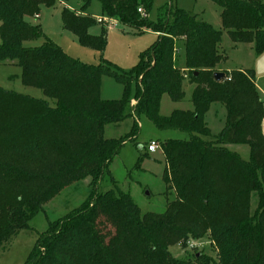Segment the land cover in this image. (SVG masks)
Masks as SVG:
<instances>
[{
	"label": "trees",
	"instance_id": "obj_1",
	"mask_svg": "<svg viewBox=\"0 0 264 264\" xmlns=\"http://www.w3.org/2000/svg\"><path fill=\"white\" fill-rule=\"evenodd\" d=\"M57 1L0 0V63L14 62L23 85L54 100L50 105L0 87V246L29 229L30 219L64 188L90 177L87 200L38 234L24 264H211L202 254L179 261L168 252L169 244L200 237L206 230L211 231L220 264H264V100L252 69L220 68L226 59L220 50L222 30L234 43H251L255 54L264 51V0H211L220 8L222 29L173 0L155 21L143 16L154 0H97L103 16L138 35L151 31L157 36L129 71L102 57L96 66L81 63L47 38L40 24L26 21L37 18L42 5L52 7ZM80 1V14L63 7L62 27L101 56L107 28L90 33L95 17L84 10L92 0ZM38 38L44 39L41 45L24 44ZM179 47L185 72L175 65ZM215 72L224 78L215 81ZM185 73L195 85L192 110L160 115L162 95L173 102L183 99ZM102 74L122 86L121 99H101ZM213 103L223 106L225 122L220 133L207 140L204 137L212 134L204 115ZM140 116L159 130L189 135L187 140L162 141V178L171 183L176 198L161 214H142L119 189L97 192L96 183L113 159L127 142L135 141ZM128 118L133 119L128 133L104 138L106 125ZM227 145H247L249 159ZM252 192H259L261 200L250 216L247 201Z\"/></svg>",
	"mask_w": 264,
	"mask_h": 264
},
{
	"label": "rangeland",
	"instance_id": "obj_2",
	"mask_svg": "<svg viewBox=\"0 0 264 264\" xmlns=\"http://www.w3.org/2000/svg\"><path fill=\"white\" fill-rule=\"evenodd\" d=\"M167 1L154 0L148 15L143 16L155 21ZM173 3L184 11L196 15L198 19L209 23L213 28L222 29L220 8L211 0H173ZM63 7H67L73 15L80 14L78 11L81 8V1L60 0L52 7L42 5L39 13L40 18H26V21L31 24H40L47 38L57 44L70 57L87 65H98L102 57L115 68L129 71L137 63L139 55L149 48L157 38L156 34L151 31L138 35L135 30L128 26L103 16L100 3L97 0H92L84 10L85 13L95 17L96 25L90 29V33L99 34L100 27L107 28L106 46L100 56L99 52L82 47L73 34L63 29L61 21ZM97 17H102L107 21L99 23L96 20ZM222 32L220 50L224 52L223 49H225L224 54L226 53L225 56H227L225 61L221 62L220 68L227 71L235 68L240 69L242 65V69H252L257 92L259 97L264 100V51L263 54H255L251 43H240L242 48L233 50L231 44L236 46L238 43H234L225 30ZM43 42V38H38L24 44L26 46H38ZM179 45V43L176 44V46ZM178 56L175 59L176 66L179 64ZM20 75V67L10 64V62L0 63V87L34 98L45 99L50 105H54V100L45 97L40 89L23 85ZM184 80H189L186 73ZM122 89V86L114 78L102 74L101 99H121ZM185 107H187V103L173 104L169 96L164 94L160 100L159 114L165 116L174 108L183 109ZM219 108L216 106L205 115L204 122L212 134L210 137H204L207 140L220 133L223 127L222 120L219 121ZM214 112L217 115L215 116L216 119ZM128 126L126 122L120 128H115L109 124L104 130V138L124 136L130 130ZM188 136V133L177 130H159L143 117L135 141L127 142L113 159L108 167V172L96 183L97 192L116 188L128 194L142 214L146 212L163 213L168 203L175 200L176 194L171 183H166L162 178L166 162L161 144L168 138L187 140ZM151 141H155L159 146L154 153H149L146 150L147 143ZM228 148L237 152L242 159H249V147L247 145H229ZM143 154H146L145 157L137 164L138 157ZM91 181L90 177L79 180L64 188L58 195L44 204L43 209L30 219L29 229L20 231L9 244L0 246V264H24L38 234L43 233L49 227V223L61 218L87 200L92 191ZM259 195V192H252L249 196L247 210L250 216L255 214L258 202L261 200ZM210 232V230H206L200 237L188 236L178 243L169 244V254L179 261H193L195 255L202 254L211 261V264H220L219 251L210 238Z\"/></svg>",
	"mask_w": 264,
	"mask_h": 264
},
{
	"label": "crops",
	"instance_id": "obj_3",
	"mask_svg": "<svg viewBox=\"0 0 264 264\" xmlns=\"http://www.w3.org/2000/svg\"><path fill=\"white\" fill-rule=\"evenodd\" d=\"M37 18H40V16L38 15V17ZM155 34V33H154ZM231 48L233 49V50H238V48H242V44H240V43H238V44H236V46H235V44L234 45H232L231 44ZM251 48V47H250ZM252 49V48H251ZM224 50V52H225V49H223ZM264 53V52H263ZM262 53V54H263ZM226 54V53H225ZM179 55V56H178ZM176 56H178L179 57V64H178V66L177 67H179L183 72H184V55H183V50H182V48L181 47H179V51H178V53L175 55V59H176ZM227 56V55H226ZM225 61V60H224ZM10 64H14V62H10ZM176 65V64H175ZM236 69V68H235ZM237 69H239V68H237ZM240 69H242V65H241V67H240ZM229 70H233V69H229ZM229 70H227V71H229ZM185 75V74H184ZM194 88H195V85L193 84V83H190L189 82V80H184L183 81V83H182V89H183V92H184V97H183V99L181 100V101H179V102H173L171 99H170V97H169V99L172 101V103L173 104H180V103H182V102H185V103H187V107H185V108H174V109H172L171 111H170V113L173 111V110H176V109H179V110H192V108H193V106H192V103H191V95H192V92H193V90H194ZM163 96V95H162ZM135 103V100L134 99H131V105H133ZM215 104H218V103H213V104H211L210 105V108H209V110L206 112V114L211 110L212 111V109H214V107H216V106H219L220 108H219V114H218V116H219V121L220 120H222L221 122H222V124H223V126H224V122H225V110H224V108H223V106L222 105H216L215 106ZM170 113L169 114H167V115H165V116H168V115H170ZM205 114V115H206ZM205 115H204V118H205ZM162 116H164V115H162ZM215 116H217L216 115V112H214V118H215ZM143 117L144 116H140L138 119H137V122H138V125H139V127L141 126V120L143 119ZM146 118V117H145ZM147 119V118H146ZM216 119V118H215ZM124 122H126V123H128V127L131 129V126H132V124H133V119L132 118H128V119H126V120H124L123 122H121V123H119V124H112L115 128H120L121 127V125L124 123ZM206 124V123H205ZM109 125V124H108ZM107 126V125H106ZM106 126L104 127V130H105V128H106ZM208 127V126H207ZM223 128V127H222ZM140 130V129H139ZM130 131V130H129ZM128 131V132H129ZM127 132V133H128ZM262 133H263V135H264V119H263V121H262ZM103 135H104V132H103ZM166 140V139H165ZM149 143V142H148ZM147 143V144H148ZM228 146L229 145H227L226 147L228 148ZM229 149V148H228ZM230 150V149H229ZM231 151V150H230ZM233 152H235V151H233ZM237 153V152H236Z\"/></svg>",
	"mask_w": 264,
	"mask_h": 264
},
{
	"label": "built area",
	"instance_id": "obj_4",
	"mask_svg": "<svg viewBox=\"0 0 264 264\" xmlns=\"http://www.w3.org/2000/svg\"><path fill=\"white\" fill-rule=\"evenodd\" d=\"M139 12H141V9H138ZM96 20L101 23V22H104V21H107L106 19L102 18V17H97ZM158 144L155 142V141H151L147 144L146 146V150L147 152L149 153H154L156 152V150L158 149Z\"/></svg>",
	"mask_w": 264,
	"mask_h": 264
},
{
	"label": "water",
	"instance_id": "obj_5",
	"mask_svg": "<svg viewBox=\"0 0 264 264\" xmlns=\"http://www.w3.org/2000/svg\"><path fill=\"white\" fill-rule=\"evenodd\" d=\"M214 80L215 81H221L224 78V73L222 72H215L213 74Z\"/></svg>",
	"mask_w": 264,
	"mask_h": 264
}]
</instances>
